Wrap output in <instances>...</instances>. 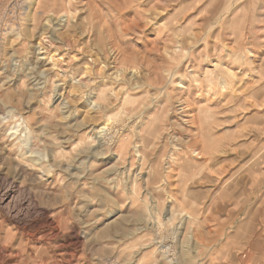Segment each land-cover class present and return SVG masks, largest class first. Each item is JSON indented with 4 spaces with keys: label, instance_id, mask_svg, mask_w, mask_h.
I'll return each instance as SVG.
<instances>
[{
    "label": "rangeland",
    "instance_id": "rangeland-1",
    "mask_svg": "<svg viewBox=\"0 0 264 264\" xmlns=\"http://www.w3.org/2000/svg\"><path fill=\"white\" fill-rule=\"evenodd\" d=\"M263 13L0 0V264H239L264 236Z\"/></svg>",
    "mask_w": 264,
    "mask_h": 264
},
{
    "label": "crops",
    "instance_id": "crops-1",
    "mask_svg": "<svg viewBox=\"0 0 264 264\" xmlns=\"http://www.w3.org/2000/svg\"><path fill=\"white\" fill-rule=\"evenodd\" d=\"M261 17H264V13L260 16V18ZM252 194L253 196L251 197V200H253L254 206L252 210L256 211L257 213L258 211L261 212L263 210L264 204V191L257 189V192H253ZM243 213L244 210H241V214H239L238 217ZM256 219L258 221V224L260 225L259 221L261 219L259 214L257 215ZM259 229L260 227L257 225V229L253 231L251 237H247L245 239V243L237 240L235 244H229L227 246L229 248H235L236 259L239 264H263L262 258H264V236H261L260 232L258 233ZM263 229L264 228H262V230ZM240 243L242 244L240 245Z\"/></svg>",
    "mask_w": 264,
    "mask_h": 264
},
{
    "label": "bare ground",
    "instance_id": "bare-ground-1",
    "mask_svg": "<svg viewBox=\"0 0 264 264\" xmlns=\"http://www.w3.org/2000/svg\"><path fill=\"white\" fill-rule=\"evenodd\" d=\"M40 44V43H39ZM41 47V46H40ZM38 49H40V48H38ZM42 49V48H41ZM41 51V50H40ZM264 60V59H263ZM263 60H262V62H263ZM221 81V80H220ZM223 83V82H222ZM222 85V84H221ZM96 107V106H95ZM94 107V108H95ZM109 124V123H108ZM103 132H104V129H105V127L104 128H100ZM101 133V132H100ZM99 135V134H98ZM100 136V135H99ZM102 136V135H101ZM91 147V146H90ZM90 147H88L89 149H90ZM92 149V148H91ZM88 150V149H87ZM99 156V155H98ZM86 160V159H85ZM89 161V160H88ZM71 166V165H70ZM70 168V167H69ZM68 169V168H67ZM79 169V168H78ZM3 190V189H2ZM7 197V196H6ZM15 217V216H14ZM18 218V217H17ZM10 219V218H9ZM52 219H53V217L51 218V221H52ZM12 222H13V220H12ZM49 222V221H48ZM54 222V221H53ZM18 225H20V227H27L28 226V224L27 223H25L24 221H17L16 222ZM16 224V225H17ZM51 224H52V222H51ZM54 224V223H53ZM58 224V223H57ZM121 224V223H120ZM52 226V225H51ZM54 226V225H53ZM21 230V229H20ZM124 230V229H123ZM4 232V231H3ZM210 232V231H209ZM210 234V233H209ZM21 236V235H20ZM32 239H34V238H32ZM77 240V239H76ZM25 242V241H24ZM74 244V243H73ZM13 245V244H12ZM72 246V245H71ZM75 246V245H74ZM14 247H15V245H14ZM13 248V247H12ZM11 252V251H10ZM58 252V251H57ZM81 252V251H80ZM183 254H185V252L183 253ZM13 254H11L9 257H11ZM59 258V257H58ZM182 259V258H181ZM183 261V260H182ZM76 263V262H75Z\"/></svg>",
    "mask_w": 264,
    "mask_h": 264
}]
</instances>
